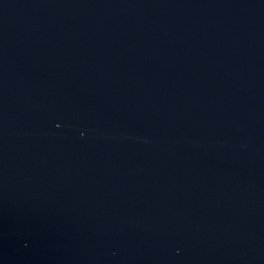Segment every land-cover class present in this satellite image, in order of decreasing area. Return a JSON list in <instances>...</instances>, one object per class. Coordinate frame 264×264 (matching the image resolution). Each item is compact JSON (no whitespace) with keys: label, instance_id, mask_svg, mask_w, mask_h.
I'll return each mask as SVG.
<instances>
[{"label":"water","instance_id":"1","mask_svg":"<svg viewBox=\"0 0 264 264\" xmlns=\"http://www.w3.org/2000/svg\"><path fill=\"white\" fill-rule=\"evenodd\" d=\"M0 264H264V0H0Z\"/></svg>","mask_w":264,"mask_h":264}]
</instances>
